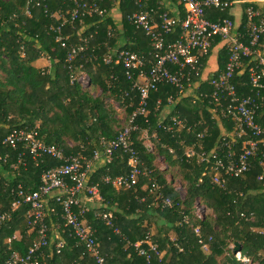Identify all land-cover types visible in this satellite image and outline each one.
Masks as SVG:
<instances>
[{"label":"trees","instance_id":"16d2710c","mask_svg":"<svg viewBox=\"0 0 264 264\" xmlns=\"http://www.w3.org/2000/svg\"><path fill=\"white\" fill-rule=\"evenodd\" d=\"M175 1L179 14L169 15L183 20L186 11L180 0ZM231 1L237 4L241 0ZM84 2H95L103 14L93 12L72 21L74 0H0V264H7L15 251L25 256L38 239L37 230L30 225V205L22 203L18 191L39 190L43 185L42 174L61 163L50 156L35 160L26 143L19 142L13 147L2 140L14 130L34 131L39 140L56 145L67 156L81 154L91 158L95 151L101 150L102 139L114 140L130 124L139 106V92L127 79L123 65L117 63V52L127 49L145 56L146 69L151 67V39L127 18L139 6L135 0ZM153 3L155 0H149L144 9L155 10L154 18L158 19L166 9ZM233 6L208 9L207 17L212 21L231 19L236 25ZM248 6L261 10L254 3L244 7L238 26L242 41L248 39L245 14ZM115 8L121 12V25L113 18ZM59 26L66 47L56 42ZM179 35L177 23L173 33L166 36L167 42H174ZM219 43L227 51L224 64L204 79L206 62ZM74 47L83 49L69 62L68 53ZM42 58L50 61L48 67L36 66ZM227 60V43L217 38L209 54L201 57L198 70L185 75L182 89L160 84L151 93L149 115L137 116L135 120L138 129L133 132L132 146L146 173L139 176L134 187L117 189L106 183L107 177L115 179L131 171L128 155L122 150L116 151L111 163L97 164L90 174L88 184L99 183L100 199L90 201L86 192L80 195L82 204L90 208L83 218L89 219L88 225L106 264H145L133 245L147 236L162 252L161 264H243L232 252L235 242L241 245L242 254L254 261L264 254V235L259 232L264 229V146L252 158L248 171L240 177H224L223 185L213 182L214 158L201 161L203 152L227 156V143L237 156L244 144L245 138L237 137L239 122L227 113L230 103L225 99L218 102L210 96L215 91L211 81L225 69ZM249 61L246 59V63ZM170 69L173 73L178 70ZM82 76L89 82L83 83ZM135 80H139L138 73ZM188 82L201 89L197 100L182 98ZM233 83L239 97H255L257 90L249 84L247 67L242 76L234 77ZM94 87L101 89L97 97L91 95ZM256 100L260 105L256 122L264 128V89ZM112 101L129 117L123 128ZM167 107L172 110L162 118L161 113ZM215 113L231 134L222 133ZM147 136L153 138L155 149L145 144ZM190 149L193 154L187 156ZM155 150L165 157L169 169H179L186 191L183 197L175 183L167 179L170 171L157 166ZM18 201L21 203L15 207ZM197 204L211 211L203 220L196 216ZM97 213H112L114 226L96 217ZM46 223L49 245L38 252L39 264H97L85 243L65 224L61 204L52 198L47 203ZM57 226L62 231L58 236ZM197 227L202 230L201 238L195 233ZM115 228L120 232H115ZM16 229L21 231L20 240L13 239ZM173 233L177 235L175 240L171 238ZM200 239L208 244V252L202 250Z\"/></svg>","mask_w":264,"mask_h":264},{"label":"built area","instance_id":"2783aa9c","mask_svg":"<svg viewBox=\"0 0 264 264\" xmlns=\"http://www.w3.org/2000/svg\"><path fill=\"white\" fill-rule=\"evenodd\" d=\"M139 10L128 15V20L139 30L145 32L151 39L153 51L151 53V67L146 69L148 60L136 52L121 50L117 52V63L123 65L126 70V77L133 82V89L139 92V106L133 114L130 124L111 141L102 139L101 150L95 151L93 157L84 155L67 156L63 150L56 145L45 144L38 139V133L34 131L14 130L9 136L2 140L3 144H10L15 147L19 142L26 143L33 159L37 160L43 156H50L60 161V165L45 171L42 174L43 185L39 190L26 193L20 188L18 191L22 203L30 205L29 218L32 229L37 230L38 239L30 247L28 253L23 256L13 252L7 264H39L38 252L49 245L47 217V203L52 198L62 206L65 224L69 226L78 240L85 243L87 251L96 260L97 264H106V258L101 253L97 239L91 227L83 216L90 211V208L82 204L80 195L86 192L88 200L100 199L99 183L89 185L90 174L97 164L111 163L118 150L128 155V163L131 171L127 176H119L115 179L106 178V183L112 184L117 189H129L138 183L140 175L146 173L142 170V162L138 152L132 146L133 132L138 129L135 125L137 116L147 117L149 115V100L152 92L159 89L160 84H171L178 88L183 87V78L191 71L198 70V64L203 55H208L215 39L227 43L228 60L225 69L217 77L213 78L211 85L215 91L210 94L216 101L225 99L227 101V113L232 115L239 122L237 137L245 138L241 151L237 156L232 153V147L228 143V155L221 158L218 155L201 154V161H209L214 158L212 171L214 172L213 182L223 185L224 177H240L251 167V160L257 154L259 148L264 146V128L256 122L257 112L260 109L256 98L260 90L264 89V59L256 50L264 36V17L252 6L246 9L247 41L240 40L238 27L231 19L212 21L207 17V10L213 8L225 9L235 5L231 0H180L186 11L183 20L170 17L168 12L159 14L160 23L154 18L155 10L144 9L149 0H135ZM75 8L71 12L72 21H79L82 17L93 12L102 15L103 10L94 3L84 0H74ZM179 23L180 35L174 42H167L166 36L172 34L175 25ZM237 30V31H235ZM56 42L66 47L65 38L61 26L57 28ZM82 47H74L68 53L67 60L73 61ZM252 57V58H251ZM246 59H250L246 63ZM178 69L175 73L170 69ZM249 71V84L257 90L254 96L239 97L233 79L236 75H243L244 69ZM138 73L139 80H135ZM206 96V95H205ZM190 152L187 156L192 155ZM225 158L227 160H225ZM166 200V203H169ZM21 201L16 202L15 207ZM78 208V211L76 210ZM205 206L197 204L196 216L203 220L206 216ZM96 217L102 218L108 226L113 227L112 213H97ZM119 233V229L115 228ZM264 235V229L259 230ZM196 235L201 238V228H195ZM212 240V238L210 239ZM200 244L204 252L209 251V246L202 239ZM63 246L62 243L59 244ZM138 254L145 259V264H161L163 254L160 252L150 236L145 240L133 245ZM234 253V245L231 246ZM61 251V250H60ZM59 251V252H60ZM236 259L243 264H264V254L260 260L244 256L242 252L234 254Z\"/></svg>","mask_w":264,"mask_h":264},{"label":"crops","instance_id":"0c3cea01","mask_svg":"<svg viewBox=\"0 0 264 264\" xmlns=\"http://www.w3.org/2000/svg\"><path fill=\"white\" fill-rule=\"evenodd\" d=\"M152 2V0H150ZM248 3H254L256 4L261 10H259V12L263 15L264 17V0H241L239 1L237 4H235L232 8V12L234 15V21L236 22L237 27L241 25L242 23V19H243V11H244V7H246V4ZM154 6H156L155 4H157L160 8H164L166 9V12H168L170 15L173 16H178L179 14V5L178 3H176L175 0H155V3H153ZM113 18L116 21L117 24L121 23V12L118 8L114 9L113 12ZM157 19V18H155ZM156 23H160L159 21V17L156 20ZM121 25V24H120ZM225 45L224 44H217V46L214 47V49L212 50V53L210 55V57L208 58V61L206 62V67L203 71V78L207 79L210 76H212L213 74H215L216 72H218L221 68L222 65L224 64V60L225 57L227 55V51L224 50ZM260 55L262 56V58L264 59V43H262L260 45ZM50 64V61L46 58H42L40 60H38L35 64L38 67L41 66H45L47 64ZM245 69L242 71L244 72ZM242 76V75H239ZM201 90V89H200ZM199 86H189L188 90L183 94L182 98H194V99H198L199 98ZM171 107H167L164 109V111H162L161 115L162 118H166L167 116H169L170 112H171ZM215 117L219 123V127L222 130L223 134H231V132H229L228 130V126L226 125V123H223L220 118L217 116V114L215 113ZM30 232H32V230H30ZM22 238L21 235V231L20 229H16L15 231V235L13 236V239L16 240H20ZM173 240L177 238V235L175 233L172 234L171 237ZM11 241V238L8 239V243Z\"/></svg>","mask_w":264,"mask_h":264},{"label":"rangeland","instance_id":"374dc122","mask_svg":"<svg viewBox=\"0 0 264 264\" xmlns=\"http://www.w3.org/2000/svg\"><path fill=\"white\" fill-rule=\"evenodd\" d=\"M49 66V63L45 66H41L42 68H46ZM88 78L86 76H82L81 77V81L83 83H88L89 81L87 80ZM191 82V81H190ZM188 82V83H190ZM189 86H193V84H189ZM101 94V89L99 87H97V89L94 87V89L91 90V95L94 96V97H97L98 95ZM112 104L116 107L117 111H118V117L119 119H121L122 121V128L127 124L128 122V115L126 114V112L124 111V109L119 105L117 104L116 102H113L112 101ZM145 144L152 150V149H155L156 147V144L153 142V138L151 136H147L145 139ZM71 143V142H70ZM72 144V143H71ZM192 152V150H188L186 151V153H190ZM155 153H156V164L157 166L162 169V170H165V169H168V171H170L168 174H167V179L169 181H172L173 183H175L176 185V188L180 191V194L181 196L183 197L186 193L185 191V188L182 186L183 185V180H182V177L180 176V171L177 167H171L169 169L168 167V162L165 160V157L161 154H159V152L157 150H155ZM201 205V204H200ZM211 211L207 208V212L206 214L210 215ZM89 219L87 218L86 219V222L88 224V221ZM155 227H153V230H154ZM256 229V228H255ZM64 231V229H63ZM62 231L59 229V227L57 226L56 227V234L57 236L58 235H61ZM175 240V239H174ZM234 245V244H233Z\"/></svg>","mask_w":264,"mask_h":264},{"label":"water","instance_id":"95a60500","mask_svg":"<svg viewBox=\"0 0 264 264\" xmlns=\"http://www.w3.org/2000/svg\"><path fill=\"white\" fill-rule=\"evenodd\" d=\"M234 254L241 252V245L238 242L234 243Z\"/></svg>","mask_w":264,"mask_h":264}]
</instances>
